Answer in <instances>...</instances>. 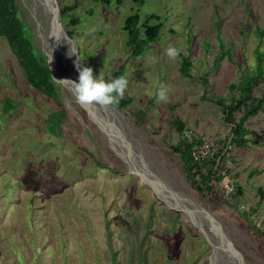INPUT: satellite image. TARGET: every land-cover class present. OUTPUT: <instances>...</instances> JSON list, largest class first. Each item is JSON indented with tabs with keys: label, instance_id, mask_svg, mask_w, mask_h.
Returning a JSON list of instances; mask_svg holds the SVG:
<instances>
[{
	"label": "rangeland",
	"instance_id": "1",
	"mask_svg": "<svg viewBox=\"0 0 264 264\" xmlns=\"http://www.w3.org/2000/svg\"><path fill=\"white\" fill-rule=\"evenodd\" d=\"M58 2L68 6V20L80 18L73 39L94 76L126 66L125 96L132 102L112 107L119 115L113 118L115 127H123L132 144L127 148L131 157L200 203L244 264H264V247H258L242 220L247 216L264 232L259 193L264 190V110L247 121V144L231 145V125L215 102L230 96V83L241 79L243 59L251 63L254 58L260 44L256 26L264 28V0H144L141 6L135 0ZM17 3L35 46L43 49L41 5L38 0ZM133 12L142 19L152 12L166 19L158 39L137 57L131 56L123 30ZM169 46L179 49L174 60L165 53ZM183 54L192 62L190 76L181 73ZM162 86L168 99L157 102ZM59 94L56 100L31 86L19 58L0 36V264L233 263L222 250V238L217 245L209 243L184 212L141 180L112 143L114 135L104 133L70 89L64 86ZM6 98L15 104L9 112ZM62 108L66 113L59 129L57 111ZM176 116L185 123V137L206 140L213 151L228 139L230 171L217 184L218 201L228 202L223 207L198 201L183 174L171 147L181 138ZM118 146H124L122 137Z\"/></svg>",
	"mask_w": 264,
	"mask_h": 264
},
{
	"label": "trees",
	"instance_id": "2",
	"mask_svg": "<svg viewBox=\"0 0 264 264\" xmlns=\"http://www.w3.org/2000/svg\"><path fill=\"white\" fill-rule=\"evenodd\" d=\"M104 4L112 3L120 4L122 0H98ZM139 6L144 3V0H135ZM61 5V4H60ZM77 3L74 5L76 6ZM61 12L64 18V24L67 28V33L70 37L75 38V25L80 22V18L71 17L67 19L68 6L61 5ZM166 19L161 14L149 13L144 19L138 12H133L128 15L123 24V30L127 34V46L130 48L131 56L137 57L145 52L149 43L154 42L160 36V31L165 25ZM147 31L144 34V31ZM30 27L22 18L17 0H0V36H4L14 52L19 58L20 64L24 69L27 82L41 91L42 93L59 100L60 90L64 86H58L53 81V75L48 62V57L43 49H38L32 38L30 37ZM256 33L259 36L260 44L255 50L254 58L251 63L247 59H243V64H239L241 71V79L230 83V96L228 98L217 97L215 102L222 109L225 121L231 125V141L230 144L244 146L249 139V128L246 125L247 121L258 115L264 110V28L256 26ZM224 45L221 40V47ZM230 53V51H227ZM224 52L219 54L217 60L222 57ZM183 62L181 65V73L184 76H190V68L192 62L190 56L182 55ZM54 71V69H53ZM54 74L59 77L56 72ZM125 76L126 66L123 64L111 74H105L101 79L110 81L114 78ZM67 86V85H66ZM128 88V86H127ZM125 90V93L127 91ZM262 92V93H260ZM118 98V103L114 106L118 109L126 107L132 102L131 98L125 96ZM5 111L9 112L15 107L11 98L5 100ZM66 110L62 108L57 111L59 129H61V118L65 116ZM140 115L144 114L141 110ZM174 126L177 128L181 138L178 143L172 144L173 151L178 154L182 161L183 174L187 178L190 186L199 194L198 201H209L216 205L217 208L228 204L227 201L220 203L217 199L219 190L217 189L218 182L222 181L229 169L226 167L227 154L229 149L227 146L228 139L222 141V146L206 155L200 160H196L193 153L196 145L203 143L202 139L197 137H185V123L176 116ZM91 154H93L91 152ZM99 165L101 161L96 159ZM106 168L107 165L102 164ZM215 180V184L212 181ZM262 201L264 200V190L259 189ZM238 196L243 193L238 188ZM200 204V203H199ZM204 208V207H203ZM205 209V208H204ZM242 220L248 227L249 231L254 235L258 243V247H264V232L262 229L253 224L247 216H243Z\"/></svg>",
	"mask_w": 264,
	"mask_h": 264
},
{
	"label": "bare ground",
	"instance_id": "3",
	"mask_svg": "<svg viewBox=\"0 0 264 264\" xmlns=\"http://www.w3.org/2000/svg\"><path fill=\"white\" fill-rule=\"evenodd\" d=\"M53 68L55 72L62 78V79H70L74 81V76L67 70L66 66L62 64L56 59H54ZM70 83L67 84L68 88ZM73 97L77 99L75 92L70 89ZM78 100V99H77ZM83 105L87 106L94 116L96 122L101 127V129L106 132L110 133L112 137V143L118 147L120 154L126 158L127 161L132 165V170L136 172L141 177V180L146 184H149L153 187L154 191L166 201L170 206H173L178 211H182L186 214L189 220L198 227L203 235L205 234V238L207 237L213 245L219 244L222 240L224 242V248H228L229 241H226V238H223L222 234H220L214 223L210 220L208 211H206L199 203L194 200L189 194L182 192L181 190L174 187L170 181L166 180L161 172L156 173L152 170L147 163L141 165L137 160L131 157L127 148L131 146V142L129 137L126 136L125 131L122 129L123 127H115V119L114 117H118L116 110L111 106H101L96 102L90 103H82ZM119 112V111H118ZM110 119H112L110 121ZM126 119V118H125ZM117 120V119H116ZM118 121V120H117ZM114 122V123H113ZM120 137L123 138L124 146H118ZM128 138V139H127ZM168 179V178H167ZM222 238V240H221ZM207 239V240H208ZM217 246L215 247V252L219 253ZM226 255H228L226 253Z\"/></svg>",
	"mask_w": 264,
	"mask_h": 264
},
{
	"label": "water",
	"instance_id": "4",
	"mask_svg": "<svg viewBox=\"0 0 264 264\" xmlns=\"http://www.w3.org/2000/svg\"><path fill=\"white\" fill-rule=\"evenodd\" d=\"M38 2L41 5L42 13L44 15L43 24H41V22L38 21V29L41 32V37L44 43V47H43L44 53L47 55V57H49L50 54L52 56V60L49 62V65L53 77L56 79H61L60 77H57L53 71L54 59L57 58L59 62L61 60L62 64H64L67 70H69L70 73L74 76L73 80L78 81V72L76 71L74 65V61L77 59V56L76 55H73L71 57L68 56V51L70 47L69 44L74 46L76 49L77 47L75 40L69 36L63 24L61 8L58 0H38ZM66 85L67 84H65L64 86L68 88V86ZM69 85H70L69 87H71L70 89L73 90L71 83ZM85 107L90 112L89 108L87 106ZM207 215L209 216L210 220L214 223L217 231L220 234H222L223 238H226L225 242L229 241L228 248L227 247L222 248V250L231 257L233 262L232 264H244L241 255H239V253L235 249L234 245L232 244L228 236L224 234L216 219L211 214H207ZM214 252H215V248H214Z\"/></svg>",
	"mask_w": 264,
	"mask_h": 264
},
{
	"label": "clouds",
	"instance_id": "5",
	"mask_svg": "<svg viewBox=\"0 0 264 264\" xmlns=\"http://www.w3.org/2000/svg\"><path fill=\"white\" fill-rule=\"evenodd\" d=\"M68 56L76 55L77 59L74 61L76 71L78 72V81L70 79H56L53 77L54 83L58 86L71 83L77 99L81 103L96 102L101 106L114 105L118 103V98L123 97L128 86V80L125 76L114 78L110 81H105L99 76H94L91 67L85 66L80 58L78 50L69 44ZM165 53L169 59H176L179 55V49L169 46L165 49ZM52 60L51 54L48 57V62ZM157 102L166 101L167 90L163 86L156 93Z\"/></svg>",
	"mask_w": 264,
	"mask_h": 264
},
{
	"label": "built area",
	"instance_id": "6",
	"mask_svg": "<svg viewBox=\"0 0 264 264\" xmlns=\"http://www.w3.org/2000/svg\"><path fill=\"white\" fill-rule=\"evenodd\" d=\"M212 146L213 144L210 145L206 140H204L201 145H196L194 148V153H193L195 159L200 160L204 158L206 155H208L209 153L213 152ZM233 189H234L233 186L230 187V190H233Z\"/></svg>",
	"mask_w": 264,
	"mask_h": 264
}]
</instances>
